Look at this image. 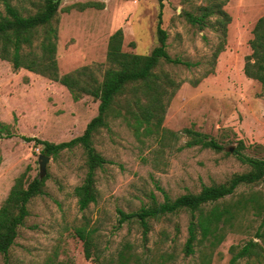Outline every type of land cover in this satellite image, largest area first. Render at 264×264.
I'll use <instances>...</instances> for the list:
<instances>
[{
  "label": "rangeland",
  "instance_id": "rangeland-1",
  "mask_svg": "<svg viewBox=\"0 0 264 264\" xmlns=\"http://www.w3.org/2000/svg\"><path fill=\"white\" fill-rule=\"evenodd\" d=\"M217 1L163 0L168 51L172 57L193 64L162 66L181 83L170 100L163 126L181 137L166 147L154 138H143L142 142L121 119L110 118L109 126L95 135L94 146L111 163L97 170L98 201L85 211L80 210L74 195L88 171L84 149L77 147L57 158L51 156L45 194L32 200L30 216L8 257L0 255V264L6 260L11 264H94L93 259H87L84 242L77 235L82 229L95 230L93 252L98 251L106 260L117 261L124 246L130 244L145 260L167 253L173 254L167 264L202 262L200 251L193 256L184 253L189 212L150 220L151 231L145 241L138 222L119 227V210L137 212L151 203L153 196L162 203L165 197L158 186L175 199L248 172L249 165L235 154L241 143L243 154L264 159V87L244 71L252 54L255 26L264 16V0H229L224 6L231 17L226 36L218 27V16L203 29L188 21L189 14L198 15L200 7ZM88 3L97 5L81 8ZM102 3L105 7L100 9ZM14 4L21 6L17 1ZM159 13V0H61L57 49L60 76L85 66L103 75L109 67V39L119 29L124 32V51L150 54L158 45ZM2 15L5 8L0 3ZM223 42V51L215 57ZM99 104L90 96L75 102L59 82L26 69L15 70L10 62L0 59V123L9 125L14 133L12 138L0 140V207L21 174L28 171L31 180L40 176L43 146L25 138L68 142L84 133L98 115ZM191 127L216 139L225 150H179L187 141L183 130ZM252 193L264 195V181L241 186L222 204H233ZM261 223L262 216L254 209L242 211L227 230L211 264H232L233 255L251 240L262 246V254L236 264H264V242L255 238Z\"/></svg>",
  "mask_w": 264,
  "mask_h": 264
},
{
  "label": "trees",
  "instance_id": "trees-1",
  "mask_svg": "<svg viewBox=\"0 0 264 264\" xmlns=\"http://www.w3.org/2000/svg\"><path fill=\"white\" fill-rule=\"evenodd\" d=\"M17 1L21 6L14 4ZM160 1V13L157 24L158 45L150 54H136L124 51V32L117 30L109 39L107 62L109 67L99 76L89 66L60 76L57 60L58 49V13L61 0H0L5 8V15L0 17V59L10 62L15 70L26 69L42 75L66 87L75 102L84 96L99 101V112L87 125L84 133L68 142L52 143L38 138H25L42 145V155L57 158L63 151L82 147L87 157V174L83 183L74 189L81 211L97 203L96 188L97 170L111 162L101 155L94 146L95 135L109 126V120L121 119L140 138H154L162 146H171L181 136L178 132L164 128L163 124L171 98L180 89L177 82L168 72L162 69L164 64H193L180 58H174L168 51L169 34L163 28V0ZM229 0H218L216 4L200 7V14H189L188 21L201 29L205 28L213 16H218L217 24L226 36L230 15L224 10ZM29 5V6H28ZM88 3L82 9L95 7ZM100 9L105 5L99 4ZM224 42L217 50L215 57L224 49ZM252 54L245 62L244 71L248 78L261 83L264 87V16L254 29L251 40ZM186 148L200 147L217 152L225 150L224 146L208 134L185 128ZM14 133L9 125L0 123V140L12 138ZM172 143V144H171ZM241 143L235 151L239 160L251 168L246 173L235 174L230 181L223 184L204 185L199 193H187L172 199L164 193V201L159 203L152 197L151 203L139 211L127 213L119 210V227L126 222H138L143 229L145 241L151 231L150 220H160L187 211L191 219L188 227V238L184 246L186 256H193L200 251L201 263L211 264L216 249L224 242L228 229L242 211L252 208L262 216V223L255 235L264 242V195L252 193L243 196L233 204H222L235 194L241 186L256 185L264 181V159L253 158L242 153ZM49 176L30 179L28 171L21 174L12 186L9 195L0 207V255L8 257L11 248L19 236V230L30 216V204L38 196L45 194V185ZM210 207V208H209ZM177 231L179 228L177 227ZM77 235L84 242L87 259L94 264H167L173 254L160 253L146 260L134 253L132 246L126 244L119 253L118 260L101 258L96 248L95 230H78ZM262 246L255 240L244 245L232 257V264L240 259L262 254ZM96 254V256H95ZM5 264H11L6 260Z\"/></svg>",
  "mask_w": 264,
  "mask_h": 264
},
{
  "label": "water",
  "instance_id": "water-1",
  "mask_svg": "<svg viewBox=\"0 0 264 264\" xmlns=\"http://www.w3.org/2000/svg\"><path fill=\"white\" fill-rule=\"evenodd\" d=\"M233 151V148H231ZM40 161V176L39 179L45 178L47 176V164L50 161V157L46 155H41L39 158Z\"/></svg>",
  "mask_w": 264,
  "mask_h": 264
}]
</instances>
